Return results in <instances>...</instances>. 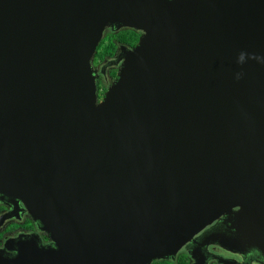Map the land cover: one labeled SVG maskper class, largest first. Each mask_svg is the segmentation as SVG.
Here are the masks:
<instances>
[{
	"label": "water",
	"instance_id": "95a60500",
	"mask_svg": "<svg viewBox=\"0 0 264 264\" xmlns=\"http://www.w3.org/2000/svg\"><path fill=\"white\" fill-rule=\"evenodd\" d=\"M109 27L142 34L100 100ZM0 203L49 240L0 264H150L215 220L264 264V0H0Z\"/></svg>",
	"mask_w": 264,
	"mask_h": 264
},
{
	"label": "flooded vegetation",
	"instance_id": "af4514ba",
	"mask_svg": "<svg viewBox=\"0 0 264 264\" xmlns=\"http://www.w3.org/2000/svg\"><path fill=\"white\" fill-rule=\"evenodd\" d=\"M132 30L123 28L116 31L109 27L105 30L104 38L97 47L93 68L96 73L100 100L105 97L108 88L118 79L120 68V62L117 61L118 46H126L128 49H132L139 42L142 32ZM120 32H124L126 36L131 33L133 38L118 40L115 37ZM110 38L114 42L112 46L109 43ZM11 212L12 209L0 203V249L5 247L8 239H15L20 234H40L41 241L44 244L49 243L47 235L40 233L26 213L19 208L17 209L19 215ZM12 214L14 215L12 216ZM222 225L220 220H215L196 234L191 241L184 244L173 257L155 259L150 264H263V261L252 252L233 251L228 247L209 241L211 237H218L227 231V227L221 232L219 231L223 228ZM211 234L213 235L208 237Z\"/></svg>",
	"mask_w": 264,
	"mask_h": 264
},
{
	"label": "trees",
	"instance_id": "16d2710c",
	"mask_svg": "<svg viewBox=\"0 0 264 264\" xmlns=\"http://www.w3.org/2000/svg\"><path fill=\"white\" fill-rule=\"evenodd\" d=\"M132 30V29H131ZM133 31V30H132ZM116 39L118 40H125L126 38H129V39H132L133 38V35L130 33L128 34L127 36L124 34V32H120L116 35L115 37ZM109 43L110 45L112 46L114 44V42L112 41V39L110 38L109 39Z\"/></svg>",
	"mask_w": 264,
	"mask_h": 264
}]
</instances>
